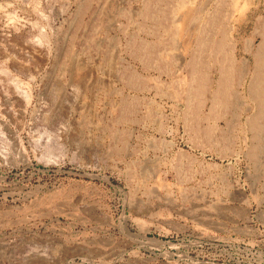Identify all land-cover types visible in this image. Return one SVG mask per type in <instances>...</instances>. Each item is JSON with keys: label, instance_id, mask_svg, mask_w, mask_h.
<instances>
[{"label": "rangeland", "instance_id": "1", "mask_svg": "<svg viewBox=\"0 0 264 264\" xmlns=\"http://www.w3.org/2000/svg\"><path fill=\"white\" fill-rule=\"evenodd\" d=\"M263 34L264 0H0V264H264Z\"/></svg>", "mask_w": 264, "mask_h": 264}, {"label": "bare ground", "instance_id": "2", "mask_svg": "<svg viewBox=\"0 0 264 264\" xmlns=\"http://www.w3.org/2000/svg\"><path fill=\"white\" fill-rule=\"evenodd\" d=\"M189 26H191V25H189ZM189 30H191V28ZM254 63H255L254 64V69H255V71H258L257 72L258 73V75H257V78L258 79L257 80L259 81L260 84L261 83L263 84L264 83V34H263L262 44L259 47V51L257 52V56H256V59H255V62ZM205 74L208 76L209 71L206 70ZM221 74L222 75H221V78L219 80L220 85L218 86L219 88H218V91L216 92V99H219L220 101L224 102L225 106L228 107L229 102L231 100H234V99L237 98V94L235 92V82H236L237 79H235V76L230 72V70H222L221 71ZM208 78L206 76H204V82H203L204 91H203V96L205 98L208 95V91H209V81H208ZM252 94L255 97V101L257 102L258 107H260V109L258 108V111H257L256 115H257V117L262 118V116L264 117V90L261 89V90H259L258 93H256V91H254ZM250 112H251V110H250ZM242 113H244V111ZM256 115H255V117H256ZM248 123H249V127L252 129V131L253 130L254 131H257L258 129L261 128V124L259 122H256L254 119L249 120Z\"/></svg>", "mask_w": 264, "mask_h": 264}]
</instances>
